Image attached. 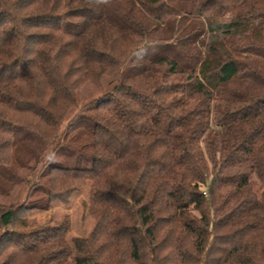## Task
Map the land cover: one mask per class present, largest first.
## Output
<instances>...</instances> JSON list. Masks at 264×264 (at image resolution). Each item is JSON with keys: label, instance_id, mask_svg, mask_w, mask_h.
I'll use <instances>...</instances> for the list:
<instances>
[{"label": "trees", "instance_id": "16d2710c", "mask_svg": "<svg viewBox=\"0 0 264 264\" xmlns=\"http://www.w3.org/2000/svg\"><path fill=\"white\" fill-rule=\"evenodd\" d=\"M0 264H264V0H0Z\"/></svg>", "mask_w": 264, "mask_h": 264}, {"label": "rangeland", "instance_id": "374dc122", "mask_svg": "<svg viewBox=\"0 0 264 264\" xmlns=\"http://www.w3.org/2000/svg\"><path fill=\"white\" fill-rule=\"evenodd\" d=\"M102 85L104 86V84ZM99 89L93 84H87L79 91V104L84 105L100 97ZM252 182L257 190L262 188L256 176L252 178ZM51 187V209L47 212H27L24 217L27 228L47 226L52 224L50 222L61 220L68 215L70 218V233L67 240L71 242L75 237H87L94 227V221L90 215L92 183L86 179L83 173H55L52 177ZM72 188H76V190L71 192ZM78 253L77 250H73L71 260H75Z\"/></svg>", "mask_w": 264, "mask_h": 264}]
</instances>
